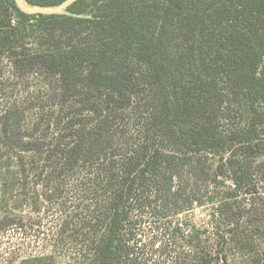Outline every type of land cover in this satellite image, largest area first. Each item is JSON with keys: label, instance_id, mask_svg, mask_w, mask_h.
Instances as JSON below:
<instances>
[{"label": "trees", "instance_id": "trees-1", "mask_svg": "<svg viewBox=\"0 0 264 264\" xmlns=\"http://www.w3.org/2000/svg\"><path fill=\"white\" fill-rule=\"evenodd\" d=\"M68 11L81 16L26 14L0 0V56L21 73L40 65L62 97L69 134L40 146L31 136L23 150L52 160L51 172L84 168L86 195L67 205L74 213L63 225L74 263L229 264L170 221L142 244L133 213L154 204V215H176L201 205L209 187L229 181L231 192L251 195L264 181V160L252 166L263 155L264 0H76ZM31 35L35 51L24 42ZM228 225L237 235L239 221ZM235 243L252 248L244 237Z\"/></svg>", "mask_w": 264, "mask_h": 264}, {"label": "rangeland", "instance_id": "rangeland-1", "mask_svg": "<svg viewBox=\"0 0 264 264\" xmlns=\"http://www.w3.org/2000/svg\"><path fill=\"white\" fill-rule=\"evenodd\" d=\"M24 42L32 51L38 47V39L33 35ZM11 60L8 53L0 56V264H75V248L69 247V232L63 231V225L73 212L67 205L82 201L86 195L79 191L87 183L83 179L84 168L66 171L60 164L51 172L52 160L39 162L41 155L23 150L28 145L25 142L32 138L40 146L51 142L57 134L59 139L69 134L61 123L65 111L61 112L60 100L55 99L62 97L54 93L56 82L47 70L37 65L21 73ZM241 114L236 111L233 121L244 126ZM259 134L258 147L263 155L253 157L255 169L257 162L264 160V133L259 130ZM205 156L209 162L216 158L213 152ZM55 176L58 179H53ZM258 177L261 175L256 174ZM225 185L209 187L207 193L201 192V205H189L176 215L158 217L152 213L154 204L134 212L133 219L141 220L135 227L137 238L142 244H149L159 234L161 224L170 221L184 231L200 234L214 258L220 254L227 257L229 264H264V181L254 180L249 187H255L251 195L231 192L229 181ZM228 192L233 197L227 200L224 194ZM224 201L233 205L223 207L222 218H217L216 209ZM248 202H255L254 211L247 209ZM229 221H239L237 235L229 232L234 227L228 225ZM237 236L244 237L252 248L242 250L235 243Z\"/></svg>", "mask_w": 264, "mask_h": 264}, {"label": "water", "instance_id": "water-1", "mask_svg": "<svg viewBox=\"0 0 264 264\" xmlns=\"http://www.w3.org/2000/svg\"><path fill=\"white\" fill-rule=\"evenodd\" d=\"M17 8L26 14H42V15H76L81 16V14H75L68 11V7L74 3L76 0H63L56 5H32L26 0H14Z\"/></svg>", "mask_w": 264, "mask_h": 264}]
</instances>
